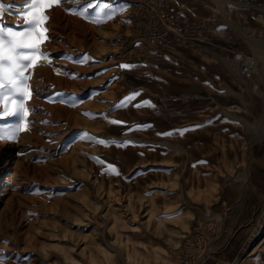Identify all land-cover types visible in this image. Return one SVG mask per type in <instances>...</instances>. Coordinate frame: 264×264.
Wrapping results in <instances>:
<instances>
[{
    "label": "rangeland",
    "instance_id": "obj_1",
    "mask_svg": "<svg viewBox=\"0 0 264 264\" xmlns=\"http://www.w3.org/2000/svg\"><path fill=\"white\" fill-rule=\"evenodd\" d=\"M91 2L46 11L30 130L0 141V264H264V133L246 122L264 108V0H103L102 24L66 11ZM0 5L24 22V0Z\"/></svg>",
    "mask_w": 264,
    "mask_h": 264
},
{
    "label": "snow or ice",
    "instance_id": "obj_2",
    "mask_svg": "<svg viewBox=\"0 0 264 264\" xmlns=\"http://www.w3.org/2000/svg\"><path fill=\"white\" fill-rule=\"evenodd\" d=\"M74 0H24L23 10L17 11L16 14L20 16L24 22L17 24L13 29L8 27L0 19V105L3 106V111H0V118L14 117L16 123L11 125H0V141H16L19 132L24 130L28 131V127L32 121L27 120V116L34 111L29 106H26L25 99L30 98L32 90L29 84L33 72L29 69H34L38 66H44L38 63L37 57L42 60H50V53L43 51L41 45L43 42L50 40L51 37L46 35L49 31L45 24L49 20L46 11L53 6H59L62 3H73ZM96 7L98 11L90 14V9ZM29 10H32L30 18H25ZM66 11L78 14L82 18L87 19L93 23L102 24L108 19H111L114 14V9L103 0H92L85 7L80 8L75 5ZM4 13V8L0 5V17ZM130 22V21H129ZM70 58V57H66ZM90 59L87 55L83 56L77 63H84ZM121 68H131L133 65L122 64ZM115 79V78H114ZM141 95L139 92L130 93L128 96L123 97L122 100L116 104L115 108L127 107L128 104L137 96ZM9 105L13 107L9 108ZM149 101H143L135 106L143 107L148 106ZM83 115L96 118L95 114L83 113ZM103 115V114H101ZM107 119L106 116H104ZM24 123L21 129V123ZM110 123H123L121 121H109ZM141 128L150 127V125L140 126ZM197 127H200L198 125ZM190 129H177L168 133H158L159 135H183ZM86 139L93 141L103 146H110L116 144L123 146L129 141L117 142L109 141L103 138L92 137L90 134H83ZM97 159L98 163H104L102 160ZM111 172L119 174L116 168L108 165ZM24 259H27L25 257Z\"/></svg>",
    "mask_w": 264,
    "mask_h": 264
},
{
    "label": "bare ground",
    "instance_id": "obj_3",
    "mask_svg": "<svg viewBox=\"0 0 264 264\" xmlns=\"http://www.w3.org/2000/svg\"><path fill=\"white\" fill-rule=\"evenodd\" d=\"M227 21V20H226ZM251 44L254 46L253 48H258L257 47V43L256 42H252L251 41ZM262 57V56H261ZM255 58H256V56H255ZM239 61V60H238ZM261 61V60H260ZM240 62H242V63H247V62H245V61H240ZM256 62V61H255ZM261 63H263L262 61H261ZM238 64V63H237ZM259 64V63H258ZM236 65V64H235ZM239 65H240V63H239ZM242 65V64H241ZM240 65V66H241ZM261 66V65H260ZM242 67H243V65H242ZM243 69H244V67H243ZM241 70V69H240ZM245 70V69H244ZM41 71V70H40ZM258 71V70H257ZM252 72V71H251ZM256 72V71H255ZM89 81V80H88ZM78 82V81H77ZM75 87V86H74ZM72 98H70L69 100H71V101H81L80 99H78L77 97H75V96H71ZM86 101H88V100H86ZM88 103V102H87ZM46 105V104H45ZM60 107V106H59ZM258 117H256V119L255 120H249V119H247L246 120V122H247V128H248V131L249 130H251V131H253L254 132V136L256 137V138H259V137H262V135H263V133H264V108H263V110H262V112H261V114L260 115H257ZM241 119H243V118H241ZM252 135V134H251ZM248 137V136H247ZM253 137V136H252ZM243 138V137H242ZM256 138H255V140H256ZM250 139V138H249ZM257 140H259V139H257ZM3 143V142H2ZM2 145V144H1ZM4 145V144H3ZM9 145V144H8ZM237 151V150H236ZM3 152V151H2ZM5 152V151H4ZM7 156V155H6ZM2 157H5V156H2ZM5 160H7V157H5Z\"/></svg>",
    "mask_w": 264,
    "mask_h": 264
},
{
    "label": "built area",
    "instance_id": "obj_4",
    "mask_svg": "<svg viewBox=\"0 0 264 264\" xmlns=\"http://www.w3.org/2000/svg\"><path fill=\"white\" fill-rule=\"evenodd\" d=\"M236 58L238 59L239 57H238V54L236 55ZM241 61V59L239 60V63H240V65L242 64L243 65V67H244V69H245V71L246 72H250V73H252L251 71H252V68H251V64H248V63H242V62H240ZM241 65V66H242ZM191 261H192V255H189V256H185V258H184V264H190L191 263Z\"/></svg>",
    "mask_w": 264,
    "mask_h": 264
}]
</instances>
